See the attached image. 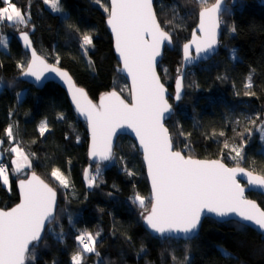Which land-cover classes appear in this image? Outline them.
Masks as SVG:
<instances>
[{
    "label": "trees",
    "instance_id": "obj_1",
    "mask_svg": "<svg viewBox=\"0 0 264 264\" xmlns=\"http://www.w3.org/2000/svg\"><path fill=\"white\" fill-rule=\"evenodd\" d=\"M230 1L226 0L220 18L219 51L187 69L184 96L166 121L174 148L185 155L219 158L230 153L225 145L251 129V119L259 123L264 113V0H237L233 6ZM9 2L26 16L35 49L66 68L92 99L112 90L129 99V86L105 24L108 11L101 4L59 0L63 11L56 12L44 0ZM212 2L208 0L207 5ZM5 5L0 0V7ZM154 7L160 25L172 37L173 47H165L158 73L173 92L174 74L182 61L181 45L189 38L202 7L200 0H155ZM25 25L0 24V35L9 36L7 49H0V143L9 175L7 186L0 179V207L9 208L18 201L15 183L33 170L57 191L56 215L48 227L55 225L64 233L61 240L55 239L47 227L34 249V259L26 264H73L71 258L77 252L82 253L81 264H264V236L234 220L206 218L198 235L187 240L151 235L141 220L151 198L145 168L135 142L127 135L118 137L112 162L101 165L88 186L84 171L92 162L87 156L86 124L77 118L57 84L49 82L37 89L18 79L28 54L15 34ZM84 34L91 36L92 44L82 48ZM249 83L251 87H246ZM42 122L47 125L43 135ZM9 126L14 141L32 163L25 175L13 172L10 146L14 143L6 134ZM243 149L241 165L264 175L259 139L253 136ZM54 169L67 179L68 187L51 175ZM134 194L145 199V208L132 202ZM246 195L264 209L263 195L253 191ZM82 233L95 238V252H83L77 240Z\"/></svg>",
    "mask_w": 264,
    "mask_h": 264
},
{
    "label": "snow or ice",
    "instance_id": "obj_2",
    "mask_svg": "<svg viewBox=\"0 0 264 264\" xmlns=\"http://www.w3.org/2000/svg\"><path fill=\"white\" fill-rule=\"evenodd\" d=\"M3 2L7 6L0 7V24L5 21L13 26L28 23L20 8L9 0ZM44 2L53 11H63L59 0ZM96 2L100 3V0ZM200 4L199 28L203 35L194 36L191 41L195 45L196 56L190 54L189 44L183 45L184 58L188 61L202 53L214 52L218 42L221 0H216L210 7L207 6V0H200ZM105 11H108L107 23L115 34L116 50L123 61L121 71H125L132 80L131 103H127L116 91H111L102 98L99 106L94 105L84 89L75 86L67 72L47 64L35 50L31 52V59L23 75L40 81L45 72H53L64 79L69 85L76 109L85 116L91 128L90 154L93 157L99 156L102 160L111 158L112 137L118 128L131 129L135 133L143 149L152 187L149 199L151 211L147 215L142 213V216L153 232L161 235L191 234L200 225L202 213L207 212L218 217L235 214L242 228L251 224L264 234V211L255 201L245 198V188L237 180L238 175L245 177L251 190L264 194V175L254 174V171L239 166L227 167L219 160L193 159L181 151L173 150L172 137L163 122L166 114H171L172 106L168 102L167 90L156 72L157 57L162 55V45L170 44L172 38L158 22L153 0H111L110 11L108 8ZM21 35L25 44L31 47L28 34L25 32ZM91 44V36L84 34L81 47ZM0 45L7 46V39L2 35ZM20 67L23 69L25 65ZM182 87V79L177 78L174 99L181 98ZM246 87H251V84ZM45 131L47 125L42 122L41 135ZM6 134L12 137L11 126L6 129ZM10 151L18 157L12 161L15 165L13 172H22L25 166L31 167L27 163L28 156L20 147H12ZM233 151V159L243 160L242 147L234 148ZM51 175L61 185L68 187V181L59 169H54ZM0 179L3 185H9V175L3 164H0ZM94 179L89 178V186ZM19 189L21 202L9 211L0 210V264H26V261L33 260L34 249L42 240L41 234L46 222L55 219L53 212L57 194L52 187L33 172L31 178L19 181ZM130 199L145 208V199L139 194H134ZM77 240L84 252L96 251L95 238L91 234L82 233L77 236ZM72 261L73 264H81V254H73Z\"/></svg>",
    "mask_w": 264,
    "mask_h": 264
},
{
    "label": "water",
    "instance_id": "obj_3",
    "mask_svg": "<svg viewBox=\"0 0 264 264\" xmlns=\"http://www.w3.org/2000/svg\"><path fill=\"white\" fill-rule=\"evenodd\" d=\"M107 1H108V6H109L108 9H109V11H110V2H111V0H107ZM154 1H155V0H153V8H154V11H155ZM236 1H237V0H231V1H230V5H232V6L235 5V4H236ZM215 3H216V0H214L212 3H210V4L207 5V6L210 7L211 5H213V4H215ZM226 4H227L226 0H221V12L218 14L219 21H220V18H221V14L223 13V11H224V9H225V7H226ZM201 10H202V8L199 9V11H198V15H197V16H198V17H197V23H196V24L194 25V27L192 28L189 38H188L186 41H184V42L182 43V45H181V56H182V61H181L180 71H179V73H177V75L175 76V80H174V83H173V92H170L169 89L165 86V84H164V83L162 82V80H161V82L164 84V86H165V88H166V90H167V98H168V102H169V104L172 106L171 114H170V115H169V114H166L165 120L163 121L164 124H165V127H166L167 129H168V127H167V125H166V121H167L169 118H171V116L173 115V113H174V111H175V109H174V105L178 104L179 101H181L182 98H183V96H184V87H182V90H181V98H180L179 100L174 99V97H175L176 80H177V78H181V79H182V85H183V79H184V76H185V73H186L187 69H189V68H191V67H193V66H197V65H198L199 63H201V62L208 61L209 59H211V58H212V57H213V56L219 51V48H220V44H221L220 39H221V33H222V31H221V25H220V23H219V27H218V29H217V41H218V42H217V45L215 46V51H214V52H209V53H207V54L202 53L199 57H197L196 59L190 60V61L185 60V58H184V51H183V45L186 44V43L189 44V45H190V47H189V52H190V54H191L192 56H196L195 45L192 44L191 41L193 40V37H194V36L202 37V35H203V33L200 31V28H199V25H200V17H199V13H200ZM155 13H156V11H155ZM156 16H157V15H156ZM157 19H158V17H157ZM107 20H108V15H107V17H106L105 24H106V27H107V29H108V32H109V34H110V36H111V39H112L113 51H114V53H115V56H116V58H117V61H118L119 65H120V72H121V74L124 76V78H125V80H126L128 86H129V94H130V97H129V99H126V98H124V97H123L118 91H116V90H112V91H116V92L121 96L122 99H124L127 103H131V99H132V93H131L132 80H131V77L128 76L127 73H126L125 71H121V70L123 69V61H122L121 57L119 56V53H118L117 50H116V46H115V34L112 32V30H111V26L107 23ZM158 22H159V20H158ZM159 23H160V22H159ZM161 27H162V26H161ZM165 31H166V30H165ZM25 32H26V33L28 34V36H29V40H30V42H31V47H28V46L25 44V42L23 41V39H22V35H21V34H22V33H25ZM15 38H16L17 42L19 43L20 47L22 48V50L25 51V52L28 54V62H29L30 59H31V52H32V50H35V51L37 52V55L41 56V58L44 59L45 62H46L47 64H49V65H53V66L59 68L61 71L67 72L68 75L71 77L72 82L75 84V86H76L77 88H82V89H84L85 93L87 94V98H88L89 100H91V102H92L94 105L99 106L100 103H101L102 98H103L107 93L111 92V91H109V92L102 93L101 95H99V97L97 98V100L92 99V98L89 96L87 90H86L82 85H80V84H78V83L76 82V80L74 79V77L72 76V74H71L66 68H63V67H61V66H59V65H57V64H55V63H53V62L48 61L43 55H41V54L35 49V47L33 46V41H32V39H31L30 34H29L28 31H26V30H20V31H18V32L15 34ZM171 38H172V37H171ZM146 39H150V38H149V37H146ZM165 47H168V48H172V47H173L172 39H171V43H170V44H169V43H165L164 45H162V49H161V51H162V55H161L160 57H157L156 72H157V75H158L159 77H160V75H159V73H158V64H159V62L161 61V59H162V57H163V53H164V49H165ZM28 62H27V63H28ZM26 65H27V64H26ZM24 71H26V66H25L24 70L18 75V79L21 80V81H25V82L31 84L32 86H34V87L37 88V89H41V88H43V87H44L47 83H49V82H53V83L57 84L59 87H61V88L63 89V91L65 92V95H66V97H67V100H68V102H69V104H70V106H71L73 112L75 113V115L77 116V118H78L79 120L83 121V122L86 124V131H87V136H88V143H87V156H88V159H89L91 162H97V163H106V162H108V161L112 158V156H113L114 149H115V146H116V142H117L118 137H119L120 135H127V136H129V137L135 142L136 147H137V150H138V152H139L140 155H141V160H142L143 165H144V168H145L146 179H147V182H148V185H149L150 196H152L151 178H150V176H149V174H148L147 162H146L145 159H144L143 149H142V147H141V145H140L139 138L135 135V133H134L131 129H126V130H124V129H119V128L117 129V131L115 132V134H114L113 137H112V154H111V158H110L109 160H102L99 156H95V157H93V156L90 154V152H91V147H92V133H91V128H90V126H89V124H88V121H87V119L85 118V116L81 115L80 112L76 109L75 104H74V102H73V100H72V94H71V92H70V90H69V85H68L67 83H65L64 79H62L59 75H57L56 73H53V72H45L44 75L41 77V80H40V81H36L35 78L32 77V76H25V75H23V72H24ZM160 79H161V78H160ZM169 97H171V98L173 99V103L170 102ZM168 130H169V129H168ZM169 133H170V132H169ZM173 150H177V149H175L174 146H173ZM178 151H180V150H178ZM181 152H182V151H181ZM182 154H184V153L182 152ZM184 155H185V154H184ZM185 156L188 157L189 155H185ZM191 157H192L193 159H198V160H208V161H211V160H219L220 162L224 163L227 167H237V166H239V167H243V168H245V169L248 170V171H253V170H251V169H249V168H247V167H245V166H242V165H229V164H227L225 161H223L222 159H219V158H200V157H193V156H191ZM33 172H34L38 177H40V179H42L45 183H47V182H46V181H45L40 175H38L35 171H33V170L29 171L28 174H27L25 177H23V178H19V179L16 181V183H15V185H16V190H17V193H18V196H19L18 201H17L13 206H11V207H9V208H1V207H0V210L9 211V210H11V208L15 207L17 204H19V203L21 202V192H20V189H19V181H20L21 179L31 178V175H32ZM254 174L262 175V174H260V173L255 172V171H254ZM237 180H238V182L240 183L241 187L245 188V193H244L245 198L255 201V202L257 203V205L259 206V208H260L262 211H264V209L261 207V205H260L255 199H252V198H250V197H247V195H246L247 192H249V191H253V192L260 193V194L263 195V196H264V194H262V193H261L260 191H258V190H251V189L249 188V186L247 185V181H246V178H245V177L238 175V176H237ZM47 184H48L50 187H52L49 183H47ZM52 188H53V190H54V191L56 192V194H57V191L55 190V188H54V187H52ZM57 205H58V194L56 195V205H55V209H54V212H53L54 217H55V215H56ZM150 211H151V205H150V208L144 213V215H147ZM206 218H212V219H214V220H216V221H218V222H224V221H229V220H234V221L239 222V218H238L235 214H230L228 217H218V216H216L214 213H207V212H205V213H202L200 225L198 226V228H197L196 230H194L193 233H191V234H184V233H166V234H164V235H161V234H159V233L153 232L151 229H149V228L147 227L146 222H145V220L143 219V216H142L141 220H142V223H143L144 227L146 228V230H147L151 235H153V236H159L160 238L171 237V238H175V239L187 240V239H192L193 237H195V236L198 235V233H199V231H200V228H201V225H202V222H203V220L206 219ZM53 221H54V220H52V222H53ZM52 222H50V223L46 222V224H45V228H44V230L42 231V234H41V235H42V238H43V236H44V233H45L46 228H47L48 225L51 224ZM239 223H241V222H239ZM248 226L251 227L252 229L256 230L258 233L262 234L261 231H260L257 227H255V226H253V225H251V224H249ZM262 235L264 236V234H262ZM30 247H32V246L30 245Z\"/></svg>",
    "mask_w": 264,
    "mask_h": 264
},
{
    "label": "rangeland",
    "instance_id": "obj_4",
    "mask_svg": "<svg viewBox=\"0 0 264 264\" xmlns=\"http://www.w3.org/2000/svg\"><path fill=\"white\" fill-rule=\"evenodd\" d=\"M208 1V0H207ZM214 1V0H212ZM104 8H109V6L107 7L108 5V1L107 0H100V3ZM49 5V4H48ZM7 5L3 6V7H6ZM50 6V5H49ZM22 11V10H21ZM23 13V12H22ZM7 22V21H6ZM25 25V24H24ZM21 29H24L26 31H32V28L30 26H23V28ZM20 31V30H19ZM1 35L3 37H5L8 41V38L9 36L5 33H1ZM0 49L2 50H6L7 49V46H3V45H0ZM231 57L233 59H235V57H233V54L231 53ZM180 71V68L176 69V73L174 74V77L177 75V73ZM163 73H165V70H163ZM129 88V87H128ZM23 94V91L20 92V96H22ZM250 124H251V129H249L248 131L246 132H242L243 134L240 136L239 139H235L233 140V142H228L227 143V146L229 147V150H230V153H227V154H223V155H219L220 157L219 158H222L223 160H226L229 165H241L242 161L243 160H236V159H233V157L235 156V152L233 151L234 148H241L242 147V156L244 155V149L243 147L245 146L246 143L250 142L252 139H253V136L255 138H258L259 139V142H260V149L261 151L264 153V113H262V118L260 120V122H255L254 119H251L250 120ZM255 134V135H254ZM10 138V137H9ZM10 141L14 144H12L10 146V148L12 147H19L18 146V143L14 141V138L13 136L10 138ZM17 143V144H15ZM228 150V151H229ZM23 151V150H22ZM23 153L25 155H27L24 151ZM4 155V151L2 150L1 148V143H0V159L2 158V156ZM13 160L15 159H18L16 153H13ZM244 158V157H243ZM113 160V158H111V160H109L108 162L106 163H111ZM23 163V161H22ZM29 164H31V167H32V163L30 162V159L28 157V162ZM92 163H95V164H92ZM91 164H89L85 171H84V178H85V182L86 184L89 186V178L90 177H96L97 174L100 172V170L102 169L103 166L101 165H104L106 163H97V162H92ZM14 165V164H13ZM98 166H99V170H98ZM15 167V165H14ZM31 167H28V166H25L23 171L20 172V175H25V173H27L28 170H31ZM94 181V180H93ZM92 181V183H93ZM146 211V210H145ZM48 232L52 233V235L55 237V239H59L61 240L62 239V236H63V232L62 231H58L56 228H55V225H50L48 228H47ZM61 238V239H60ZM81 245V244H80ZM82 249H83V246L81 245ZM84 252V251H83ZM76 254V253H75ZM81 256H82V253L80 252ZM71 261H72V258H71ZM73 263V261H72Z\"/></svg>",
    "mask_w": 264,
    "mask_h": 264
},
{
    "label": "built area",
    "instance_id": "obj_5",
    "mask_svg": "<svg viewBox=\"0 0 264 264\" xmlns=\"http://www.w3.org/2000/svg\"><path fill=\"white\" fill-rule=\"evenodd\" d=\"M0 164H3L4 167L6 168V165H5L4 161L2 160V158L0 159Z\"/></svg>",
    "mask_w": 264,
    "mask_h": 264
}]
</instances>
